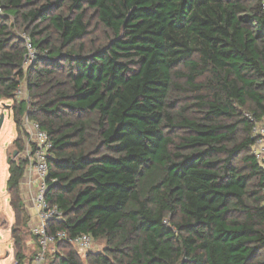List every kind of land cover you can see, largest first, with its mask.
<instances>
[{
  "label": "trees",
  "instance_id": "trees-1",
  "mask_svg": "<svg viewBox=\"0 0 264 264\" xmlns=\"http://www.w3.org/2000/svg\"><path fill=\"white\" fill-rule=\"evenodd\" d=\"M0 5V100H15L24 79L31 97L15 101L14 145L24 152L26 115L54 144L46 199L63 219L49 232L105 242L86 261L58 242L47 263L264 264V171L252 152L264 118L262 0ZM12 19L39 51L28 69ZM93 19L108 37L88 48ZM8 165L25 264L28 161Z\"/></svg>",
  "mask_w": 264,
  "mask_h": 264
},
{
  "label": "built area",
  "instance_id": "built-area-1",
  "mask_svg": "<svg viewBox=\"0 0 264 264\" xmlns=\"http://www.w3.org/2000/svg\"><path fill=\"white\" fill-rule=\"evenodd\" d=\"M262 7L264 9V0H262ZM2 13L3 8L0 5V14ZM23 40L27 49L24 68L27 69L26 67L34 65L39 51L26 35H23ZM20 89L17 91V95L22 94ZM23 133L25 143L23 154L24 159L28 161L25 176L31 179L36 188L34 211L37 223L31 227V231L39 245L38 253L29 264H46L48 256L55 250L56 243L62 241L71 243L81 255L87 256L89 253H93L94 239L89 235L71 237L65 231L49 232L51 222L63 219L59 207L57 205L51 206L46 199L49 188L50 160L54 157V144L40 123L31 120L27 115L23 119ZM252 135L254 138L252 152L264 171V118L255 121ZM53 182L55 183L56 180ZM15 264L19 263L16 262Z\"/></svg>",
  "mask_w": 264,
  "mask_h": 264
},
{
  "label": "rangeland",
  "instance_id": "rangeland-1",
  "mask_svg": "<svg viewBox=\"0 0 264 264\" xmlns=\"http://www.w3.org/2000/svg\"><path fill=\"white\" fill-rule=\"evenodd\" d=\"M11 29L17 36L23 38L24 32L20 28L18 23L12 19ZM91 35L85 40L87 47H91L94 43L96 45H103L108 37L107 33L98 26L97 20L93 19L91 27ZM31 67H26L27 69ZM20 90L21 95L15 96V100H0V117L5 115V122L0 133V264H15L16 250L14 240L12 238V227L15 223L14 215L10 206V194L7 190V184L9 180V165L8 159L18 160L23 159L24 154L19 152L14 145V142L19 137L16 123L14 121L13 107L15 101L26 100L31 101L30 94L28 92L27 80L24 79L21 83ZM18 152V156L15 157V153ZM23 240L25 244L24 256L25 264L30 263V259L37 253L38 247L35 238L32 235L31 226L23 231ZM104 241H94L93 253L101 252L104 250ZM55 253V252H54ZM83 261H86L87 256L81 255ZM53 257H50V261ZM50 261L47 264H50Z\"/></svg>",
  "mask_w": 264,
  "mask_h": 264
},
{
  "label": "crops",
  "instance_id": "crops-1",
  "mask_svg": "<svg viewBox=\"0 0 264 264\" xmlns=\"http://www.w3.org/2000/svg\"><path fill=\"white\" fill-rule=\"evenodd\" d=\"M21 190H22L23 200L25 202L26 208L31 218L29 225L32 227L37 223V219L34 211V199L36 196V188L31 182V179L29 177L25 176V178L23 179Z\"/></svg>",
  "mask_w": 264,
  "mask_h": 264
},
{
  "label": "water",
  "instance_id": "water-1",
  "mask_svg": "<svg viewBox=\"0 0 264 264\" xmlns=\"http://www.w3.org/2000/svg\"><path fill=\"white\" fill-rule=\"evenodd\" d=\"M4 122H5V115L2 114L0 117V133H1V130L3 128ZM17 156H18V152L15 153V157H17Z\"/></svg>",
  "mask_w": 264,
  "mask_h": 264
}]
</instances>
